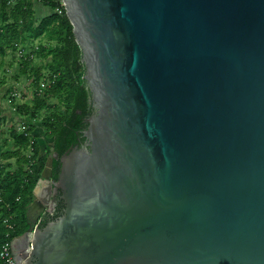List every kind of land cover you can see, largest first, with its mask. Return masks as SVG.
Segmentation results:
<instances>
[{"label":"water","instance_id":"water-1","mask_svg":"<svg viewBox=\"0 0 264 264\" xmlns=\"http://www.w3.org/2000/svg\"><path fill=\"white\" fill-rule=\"evenodd\" d=\"M61 1L94 111L16 263L264 264V0Z\"/></svg>","mask_w":264,"mask_h":264},{"label":"trees","instance_id":"trees-1","mask_svg":"<svg viewBox=\"0 0 264 264\" xmlns=\"http://www.w3.org/2000/svg\"><path fill=\"white\" fill-rule=\"evenodd\" d=\"M34 1L47 5L52 13L37 22L34 11ZM0 19V69L4 70V76L0 84L5 83L8 72L6 66H12V62L6 63L5 57L10 52L13 54L19 50L28 49L29 44L40 40L34 54L43 60V64L32 67L30 53L18 57L21 63L20 70L12 77L19 82L22 77L30 80L34 91L31 96L21 103H16L14 114L25 121V131H17L16 126H11L7 131L8 137L0 143V187L3 201L0 202V215L13 216L16 223L15 230L10 240L19 233L21 223L27 222L28 205L32 202L33 192L45 166L47 156L51 151V144L55 150L62 151L75 145H80L83 140L81 130L86 122L85 116L89 113L88 102L90 92L83 78L84 64L81 61V50L76 42L73 26L66 14L61 0H1ZM28 70L30 75H28ZM46 85L43 86V82ZM15 90V89H14ZM8 89L6 94L0 96V116L4 113L2 102L12 93ZM22 96L28 92L24 90ZM11 104L15 98L11 95ZM52 105V103H54ZM81 112V113H80ZM40 122L47 137L52 141L45 147L47 153L41 154V140L34 131L37 130L35 123ZM4 132L0 123V135ZM49 139V140H50ZM85 139V138H84ZM13 142L12 149L4 148ZM32 147V155L24 152ZM15 159L12 163L10 160ZM37 163L38 174L33 175L31 167ZM27 166V168H26ZM20 196V201L16 198ZM9 207V208H8ZM2 231L0 232V245L5 242L7 231L2 218ZM1 264V261H0Z\"/></svg>","mask_w":264,"mask_h":264},{"label":"rangeland","instance_id":"rangeland-1","mask_svg":"<svg viewBox=\"0 0 264 264\" xmlns=\"http://www.w3.org/2000/svg\"><path fill=\"white\" fill-rule=\"evenodd\" d=\"M33 5H34V11L36 14V19H37L36 23L37 24H38V21H40L43 17L52 13V10L50 9V7L40 3L38 1L37 2L34 1ZM62 5L64 7L63 2H62ZM0 25H3L1 19H0ZM39 41L40 40H35L33 43L31 42L29 44L28 49H23V54H20V50L17 51L16 53H14L13 54L14 60H13L12 54L10 52L6 55V57L4 59L6 63L13 61L12 62L13 64H12V66H6L8 72L5 74V76H6L5 83L0 84V96H3L4 94H6L8 89H13V92L9 93V96L11 95L13 98H15V100H14L15 102H13L14 104L12 105L11 99L8 95L6 96L7 99L3 102V107L5 106L4 107L5 111L3 114L4 115L3 119H1L0 121L2 122L1 124H2V128H3L4 132L0 135V143L1 144H3V141L5 139H7L8 134H9V133H7V131H9L11 126H16L17 131H19V132H20V130H18V127L23 126V125L25 126V124H24L25 121L22 119H19V117L14 114V112H13V111H15L14 106H16L18 103H21L23 101H27L26 99H28L31 96L32 91H34V89H33L34 86H32L31 81L26 79L25 77H22L19 82H15V80L12 77L20 70V67H21V63H20V60L18 59V57L25 55V53H30L31 58H33V56H34L33 62L31 63L32 67H38L44 63L43 60L40 57L36 56L32 50V46H34L36 48L37 45L39 44ZM3 68L4 67H2L0 69V79L4 76ZM30 74L31 73L28 70V75H30ZM46 82L47 81H44L43 83L46 85ZM24 90L26 91V93L28 92V95L26 97L22 96V93H21ZM53 104H55V102L52 103V105ZM35 126H37V130L34 131L35 132L34 134L37 135L39 137V139L41 140L40 148H41V154L43 155V154L47 153V148H45V147L52 141V139H50L49 137L46 136L45 130H44V128L40 122L35 123ZM8 148L12 149V150L15 148V146L13 147L12 141L10 142V145L7 148H4L3 151L5 152ZM24 153L27 154L28 156H31L32 155V147H30ZM5 161L6 160L4 158L1 159V162L3 164L7 162V161L6 162ZM10 161L12 163H14L15 159L13 158ZM37 166H38V164L36 162L32 166H29V167H31V170H33V172H31V173L35 176H37V174H38L37 173L38 172ZM26 168H27V166H26ZM26 229H27L26 222L21 223V225L19 226V233H22ZM1 231H2V223L0 221V232Z\"/></svg>","mask_w":264,"mask_h":264},{"label":"flooded vegetation","instance_id":"flooded-vegetation-1","mask_svg":"<svg viewBox=\"0 0 264 264\" xmlns=\"http://www.w3.org/2000/svg\"><path fill=\"white\" fill-rule=\"evenodd\" d=\"M88 102L90 104V110L89 113L85 116V119L88 118L94 111L92 105H91V100L90 98L88 99ZM81 113V112H80ZM86 122V121H85ZM87 127V122L83 128V130ZM81 130V133H83ZM82 137L83 134H82ZM80 145L82 146L83 143L85 142V139L83 140L80 138ZM71 148V147H70ZM70 148L63 149L62 151H57L55 150V146L53 147V151L51 150L50 153L47 156V159L50 156H53V153H58L57 158H52L53 159V166H52V175L49 176L46 181L47 185H44L43 190L40 192V197L39 201L40 204L31 212H29V216L27 217V222L28 226L27 229L20 235L15 236V239H20L22 235L29 229V227L32 225L33 227H40L42 228L44 225H46L48 222L55 220L58 218L64 209V201L61 197V191L55 189V182L58 180V175L60 172V158L62 155H64ZM47 161V160H46ZM46 164V163H45ZM40 178V177H39ZM41 213L38 221H35V217ZM28 215V212H27ZM13 238V239H14ZM23 246L24 249V244H21L20 247ZM13 253V252H12ZM14 255V254H13Z\"/></svg>","mask_w":264,"mask_h":264},{"label":"built area","instance_id":"built-area-1","mask_svg":"<svg viewBox=\"0 0 264 264\" xmlns=\"http://www.w3.org/2000/svg\"><path fill=\"white\" fill-rule=\"evenodd\" d=\"M11 1H14V0H11ZM0 4H1V0H0ZM20 54H23L22 50H20ZM43 86H45L44 83H43ZM25 129H26V127L24 125L18 127V130H20V131H25ZM37 170H38V168H37ZM2 201H3L2 189L0 187V202H2ZM16 201L17 202L20 201V196H18L16 198ZM1 217H3V216L0 215V218ZM2 220H3L4 225L7 228V231L5 233V236H6L7 240H5V242H3L0 245V261H1V264H17L16 260L14 258V255L12 253V250H11V240H10L11 234L15 230L16 223L14 222L12 215L11 216H4L2 218Z\"/></svg>","mask_w":264,"mask_h":264},{"label":"crops","instance_id":"crops-1","mask_svg":"<svg viewBox=\"0 0 264 264\" xmlns=\"http://www.w3.org/2000/svg\"><path fill=\"white\" fill-rule=\"evenodd\" d=\"M4 107H5V106H4ZM4 107H3V102H2V108H4ZM3 114H4V113H3ZM3 114L0 116V120L3 119V116H4ZM0 123H2V122L0 121ZM1 125H2V124H1ZM0 163H1V160H0Z\"/></svg>","mask_w":264,"mask_h":264}]
</instances>
